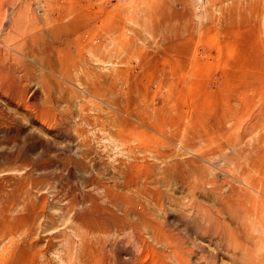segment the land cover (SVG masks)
<instances>
[{
  "label": "rangeland",
  "instance_id": "rangeland-1",
  "mask_svg": "<svg viewBox=\"0 0 264 264\" xmlns=\"http://www.w3.org/2000/svg\"><path fill=\"white\" fill-rule=\"evenodd\" d=\"M263 219L264 0H0V264H264Z\"/></svg>",
  "mask_w": 264,
  "mask_h": 264
},
{
  "label": "bare ground",
  "instance_id": "bare-ground-1",
  "mask_svg": "<svg viewBox=\"0 0 264 264\" xmlns=\"http://www.w3.org/2000/svg\"><path fill=\"white\" fill-rule=\"evenodd\" d=\"M249 7V6H248ZM256 7V6H255ZM250 9V8H249ZM221 36H223V35H221ZM225 36V35H224ZM234 38V37H233ZM257 64V63H256ZM237 145V144H236ZM232 146V145H231ZM237 149V148H236ZM133 170V169H132ZM133 172V171H132ZM139 172V171H138ZM140 173V172H139ZM133 174H135V173H133ZM141 174V173H140ZM139 174V175H140ZM135 177V176H134ZM137 177V176H136ZM129 178V177H128ZM132 178V177H131ZM129 180V179H128ZM127 181V180H126ZM137 182V181H136ZM131 183V182H130ZM134 183V182H133ZM141 184V183H140ZM261 186V185H260ZM132 187V186H131ZM115 202V201H114ZM256 209V208H255ZM263 218V217H262ZM264 220V219H263ZM262 221V220H261ZM209 227V226H208ZM217 232V231H216ZM211 233V232H210ZM180 246V245H179ZM185 251V250H184ZM139 255V254H138ZM150 264V263H149Z\"/></svg>",
  "mask_w": 264,
  "mask_h": 264
}]
</instances>
